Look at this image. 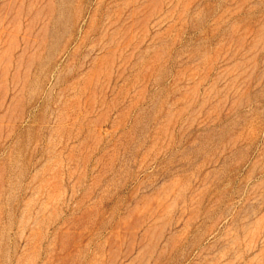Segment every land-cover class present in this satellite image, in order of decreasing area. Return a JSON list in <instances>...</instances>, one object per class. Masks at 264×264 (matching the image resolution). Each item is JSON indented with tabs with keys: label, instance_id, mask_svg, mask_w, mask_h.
Segmentation results:
<instances>
[{
	"label": "rangeland",
	"instance_id": "obj_1",
	"mask_svg": "<svg viewBox=\"0 0 264 264\" xmlns=\"http://www.w3.org/2000/svg\"><path fill=\"white\" fill-rule=\"evenodd\" d=\"M0 264H264V0H0Z\"/></svg>",
	"mask_w": 264,
	"mask_h": 264
}]
</instances>
